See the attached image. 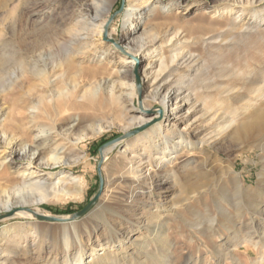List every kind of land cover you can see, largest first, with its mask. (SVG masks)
I'll return each mask as SVG.
<instances>
[{"label": "rangeland", "instance_id": "1", "mask_svg": "<svg viewBox=\"0 0 264 264\" xmlns=\"http://www.w3.org/2000/svg\"><path fill=\"white\" fill-rule=\"evenodd\" d=\"M243 1L147 0L143 9L131 11L127 0H0V53L6 52L13 59L0 73V137L12 114L18 115L16 124L21 130L29 116L53 112L55 105L53 120L40 119L41 126L27 132L37 140L44 134L42 130L60 133L44 155V164L35 163V170L44 174L62 171L66 189L76 181L82 188L77 194L60 191L50 196L39 204L40 210L66 217L84 207L98 189V169L102 177L99 200L106 206L96 205L93 215L89 212L88 217L66 222L13 215L0 221V264H48L54 256L63 264V255L71 259L78 250L73 227L81 233L82 248L89 247L86 228L96 227L100 242L122 233L124 241L129 236L135 239L125 254L114 249L120 264H216L219 251H229L239 264L259 262L264 248H254L245 239L254 229L259 235L264 231V131L246 144L227 133L216 138L221 116H233L232 111L238 108L234 115L238 124L250 117L252 106H260L264 98L248 93L247 86L257 82L255 86L264 87V75H260L264 71V20L251 16L254 12L264 14V0L247 3L251 13L242 17L240 29L234 7ZM95 11L106 22L101 39L92 41L96 37ZM176 32L178 35L168 41ZM147 33L158 37L151 48H156L154 52L146 57H142V50L136 55L125 53L127 48L136 50L137 37ZM160 62L164 63L162 69ZM31 72L46 76V82H39L29 75ZM153 74H157V82H163L164 90L178 86L184 76L192 81V87H183L181 95L198 102L189 109L183 102L178 104L181 119L177 127L196 144L187 145L173 165L154 169L153 179L141 185L144 196H138L136 205L125 206L132 189L128 182L119 180L128 166L121 149L150 123L124 139L106 160L104 150L102 159L98 150L106 141L139 128L130 127L129 119L140 116L137 109L142 104L150 107V115L159 109L148 93ZM131 83L135 84L133 102L128 94ZM87 89L92 93L81 98ZM225 89H230V96ZM65 92L71 96L63 103L60 96ZM245 104L249 106L243 111ZM91 125L96 133L77 141ZM65 132L75 144L60 139ZM14 149L18 151L20 146ZM2 153L0 164L8 163L13 154L7 150ZM55 158L66 162L54 166ZM15 160L13 166L27 162V158L17 156ZM6 177L0 179L2 185L18 181ZM157 219L158 231L167 235L168 242L163 243L160 233L156 242L152 240L150 228ZM3 228L7 237L1 234ZM12 231L17 232L14 237ZM141 245L144 248L132 255ZM99 251L101 246L96 247ZM222 264L234 262L227 256Z\"/></svg>", "mask_w": 264, "mask_h": 264}, {"label": "bare ground", "instance_id": "2", "mask_svg": "<svg viewBox=\"0 0 264 264\" xmlns=\"http://www.w3.org/2000/svg\"><path fill=\"white\" fill-rule=\"evenodd\" d=\"M97 1H100V0H97ZM127 2H128V5L130 6V10L136 11V9H140V10L143 9L145 7L144 4L147 2V0H127ZM248 2H250V0H244L241 3V5L237 4L234 7L236 8L235 13L239 14L238 17L240 19L237 22L238 24L236 25L238 26V28H240L239 26L243 25L244 23V18L242 17L247 16L251 13L248 6H246ZM229 10H231V7L228 8L227 12ZM104 11L105 9H103V12ZM251 16L254 18V20H259V21L264 20V14H261L259 12H254V14ZM237 19L238 18H235L233 21H236ZM93 20L94 22H96L95 23L96 33L94 32L96 37L91 40L92 41L100 40L104 32V25L106 22V18L99 11H95ZM178 33L177 32L174 33L168 39V41H170L173 37H176ZM243 33L244 31L242 32V34ZM157 38H158L157 35H155L154 33L153 34L149 33L148 35L138 36L137 41L139 42V44H138L137 49L132 51V49L127 48V50H125V53L129 55H136L137 52L142 50L143 51L142 57H146L147 55H150V52L152 53L156 50V48L154 49H151V48L153 46V43L157 40ZM174 60L176 59L174 58ZM12 61H13L12 57L6 54V52L0 53V73L3 72L6 69L7 65ZM131 63L134 66L133 60H131ZM163 64H164L163 62L159 63V69H162L164 67ZM143 73H145L144 70H143ZM155 73L156 72H154V74ZM29 75L35 77V79L38 78L37 80H39V82H46V79H47L46 76L43 77L41 74L37 76L36 73L34 72H31ZM156 75H154L153 80H151L152 86H151V89L148 91V93L151 99L159 103V107H158L159 109H153L154 114L150 115L148 114L150 107L146 104H142L140 108L138 109L136 108L137 111L140 113V116L130 118L128 115V117L130 118L129 119L130 127L131 126H134L135 128L140 127V126L143 127L144 125H147L149 123H150L149 124L150 126H148L147 129H145L141 133L135 135L132 138H129L126 142H124L123 144L124 146L121 149V153L126 158L128 162V166L125 172H122L121 175L119 176L120 178L119 180L128 182V184H130V187L132 189L130 196L127 197L128 200L123 202L125 203V206L136 205V203L139 200L138 196L140 195L144 196L145 192L141 189V185L146 184L148 183V181H151L153 179L154 174L152 173V171L154 169L161 168V167L165 168L167 166L173 165V162H175L174 160L184 151V148H186L187 145L196 144L194 143V141L191 140L192 137L186 135L184 132H182V130H180L177 127V121L181 119L180 115L178 114L179 108H180V105L178 104L180 102H183V104L187 105V108L189 109L190 107H193L198 102V99L196 98L191 99V98H187L185 94L181 95L182 93L181 90L183 87L185 86L192 87V81L190 79L185 80V76H184V78L178 81V84H179L178 86H174V85L169 86L166 90H164L165 88H164L163 82H160V81L157 82ZM260 75H264V71L260 72ZM145 76H144V80L146 78ZM256 83L257 82H248V85H247L248 90H249L248 93H256L255 97L263 98L264 97L263 95L264 87L255 86ZM130 87H131V90L128 92V94L131 98V101L133 102L134 97H135V84L131 83ZM224 92L227 95H229L230 89H225ZM91 93L92 91L89 89L84 90L83 93L80 95V97L85 98L87 95ZM70 96H71L70 92H65V94H62L60 97L64 103V102L69 101ZM261 102H262L260 103L261 105L258 107L252 106L253 112L251 116L247 117L244 121L242 120V122L238 124L235 123L236 120L234 117V115L237 114L239 111L238 108L232 111L234 113L233 116L227 115L226 118L221 116V119L218 121V123H216V127H217V133H216L217 137L216 138L227 133V136L232 138L233 140L240 141L241 144H246L258 138V136L260 137V135L264 131V98H263V101ZM170 105H171V109H168V106ZM245 105L246 106L243 107L244 108L243 111H246V109L249 106V104H245ZM16 109L19 112L20 108L19 109L16 108ZM52 109H53V112L49 110H45L41 113H35L29 116V120L25 123V126H23L21 130L18 128L16 124L17 123L16 119H18L17 118L18 115L16 116V113L12 114L11 118L7 119V123L4 126L3 134L0 137V147L3 148V149H0L1 150L0 156L3 155L2 152L4 150L10 151L13 155L8 161V163L0 164L1 166L0 179H2L5 175H7L6 177L7 180L16 179L18 181H14L12 183L11 181H9L8 185H2L0 183V214L4 215V217L0 218V221H5L11 215L23 216L27 218L34 217L32 213H29L25 210L26 208L32 209L35 213H39L43 215H51L48 212H42L40 210L39 204L42 201L48 200L50 196L56 195L60 191L66 194H77L78 191L80 193V189L82 188V183L80 181H76V183H74V186L68 189H66L65 185H62L61 178L66 177V174H64L62 171H60L58 174L57 173H45L44 174V173H39V171L35 170L34 165L36 164L40 165L43 163L44 155L50 150L53 144H55L57 139H59L57 137L60 133L53 134V132L48 133L47 131L45 132L44 130H42L44 134L42 136L39 135L41 138L40 140H37L36 139L37 137L35 138V136H28L27 132L30 128H39L41 126L40 119L47 118V119L53 120V117L56 115L55 105H52ZM158 110L160 111V113L158 112ZM95 133H96V129L91 125L88 128V132L82 134L81 136H78L76 140L80 141ZM69 134H70L69 132L62 133L60 136V139L70 144H75L76 142L70 141ZM195 136H197V134H195ZM122 142L123 140L114 142L113 144L109 145L108 147L104 149L103 155L105 157V160L107 159L108 154L112 152ZM17 145L20 146V149L18 151L14 149V147ZM128 154L129 156L126 157ZM16 156L19 158L20 157L27 158V162L25 164H19L20 166L19 165L13 166L15 165ZM47 159H50V158L47 157ZM65 162L66 161L62 158H55L51 164L54 166H61L62 163H65ZM45 164L49 165L50 163H45ZM11 168H13L14 171L18 172V175L14 176L12 174L14 171H12ZM19 169H22V170H19ZM9 175H13V176L10 177ZM74 178L75 177H71L69 179H74ZM132 192H134V194ZM235 194H238V193H235ZM237 199L238 198H236V200ZM236 200L234 202H236ZM97 205L99 206V208L106 207L103 200H99ZM257 207L256 209H258ZM244 208L245 207H243V209ZM96 211H97V206L88 215L89 216L93 215ZM214 220L215 219L212 218L210 219V222L212 223L214 222ZM159 223L160 221L158 219L152 222V226L150 228V234H152L153 236L152 240L156 242L155 238L158 235V233H160L163 238V243L168 242L167 235L158 231L157 227ZM95 228L85 229L86 233L88 234V236H86L89 241L88 248H82L83 242H82L81 233L79 232V230L75 229L74 227L72 228L73 234L75 235L77 239L78 250L72 256L71 259L69 258V256L63 255L62 256V260L64 262L63 264H68L70 260L74 261L73 264H120L119 256L117 252H113L115 251L114 249H117L119 253L124 252L125 254L127 251V248L132 246V244L136 243L135 239H132L131 236L128 237V240L124 241L122 239L124 237L123 236L124 233H122L119 237H116V238L108 237V239H106L105 242H100V240L96 236ZM132 231L133 230H130V232ZM262 233H263L262 235H259L258 229H254L251 233H248L246 235L245 241L254 248L260 247L263 249L264 248V231ZM1 234L4 237H7V232L4 228L2 229ZM16 234H17L16 231L10 232V235L13 237ZM255 236L258 237L257 240L253 239ZM10 242L8 243V245L10 244ZM116 243H117L116 247H113ZM97 246H101V251L96 252ZM143 248H144L143 245H141L137 249L136 252L132 253V255L138 254ZM88 250L90 251L88 255L85 258H82L83 255H85V253ZM154 256L155 255H153V257ZM218 256L219 258L216 260V264H222V258L227 257V256L233 260L234 264H239V261L237 259H234L233 256H231V253L229 251L225 253L222 251H219ZM169 257H171L170 253H169ZM48 260H49L48 264H60L58 262V259L55 256L54 258H51V259L49 258ZM165 261L168 262L169 261L168 258H165ZM256 264H264V256L260 257L259 262H256Z\"/></svg>", "mask_w": 264, "mask_h": 264}, {"label": "water", "instance_id": "3", "mask_svg": "<svg viewBox=\"0 0 264 264\" xmlns=\"http://www.w3.org/2000/svg\"><path fill=\"white\" fill-rule=\"evenodd\" d=\"M104 36H106L104 34ZM136 73V82L137 84L139 85V75H138V71L135 72ZM144 128L143 127H139L137 129H134V130H131V131H128L126 133H123L122 135L114 138V139H111V140H108L106 141L105 143H103L100 147H99V154H100V157L102 159V151L109 145L113 144L114 142H118L120 140H124V139H127L131 136H133L135 133L139 132L140 130H142ZM101 161L99 162V165H100ZM98 174H99V186H98V189L97 191L95 192V194L91 197V199L89 200V202L84 206L82 207L81 209L71 213L70 215L66 216V217H59V216H53V215H43V214H39V213H35L33 210L29 209V208H26L25 210L29 213H32L34 218L38 219V220H47V221H60V222H66L68 220H75V219H79V218H82L84 217L85 215H87L89 212H91L95 206L97 205V202L99 200V196H100V193L102 191V177H101V174L99 172V169H98ZM4 217L3 214H0V218Z\"/></svg>", "mask_w": 264, "mask_h": 264}]
</instances>
